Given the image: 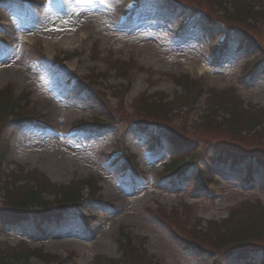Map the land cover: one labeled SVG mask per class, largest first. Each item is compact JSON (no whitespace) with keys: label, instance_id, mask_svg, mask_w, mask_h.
<instances>
[{"label":"rangeland","instance_id":"rangeland-1","mask_svg":"<svg viewBox=\"0 0 264 264\" xmlns=\"http://www.w3.org/2000/svg\"><path fill=\"white\" fill-rule=\"evenodd\" d=\"M32 1L44 11L55 6L53 0ZM149 5H142L140 9L137 5L129 15L122 17L120 11L132 6L130 0H78L66 25L53 26V31L62 28L70 31L76 27L77 33L70 39H56L51 44L52 39L27 30L31 27L30 14L23 4L15 0L0 1V18L9 21L18 12V21L14 25L20 32L16 43L0 45V88L11 84L15 94L29 92L33 107L53 124L42 127L23 123L16 128L10 127L7 130L11 147L9 168L20 164L27 171L38 169L57 185L95 176L102 189L103 202L112 203L110 205L116 211L110 213L104 203H84L76 214L96 215L103 217L104 222L85 228L76 214L65 213L59 227L46 228V239L35 235L29 223L19 228L0 229V249L23 244L30 250H43L59 257L73 252L77 264H91L98 256L118 258L117 241L121 239L118 235L121 232L134 239L133 245L138 247V243H143L147 253L161 264H211L212 259L204 255L184 251L183 244L174 240L154 211L160 206L166 211L171 208L182 210L185 204L193 215L204 221L226 217L232 206L243 201L264 204V171L256 164L251 167L253 182L249 185L243 182L245 166L215 167L214 185L218 186L221 196L213 199L208 190L195 192V165L180 177L160 178L169 159L177 156L166 145L163 150L149 147L153 135L160 140L166 137L164 129L150 128L141 135L136 128L126 125L72 127L81 121L89 123L100 113L94 91L85 90L83 78L77 77H85L91 70L108 71L109 78L100 81V86L119 84L110 66L114 64L112 59L119 63L133 59L142 67L134 79L135 88L126 97L127 112L132 101L146 90V94L161 92L170 100L178 89L165 75L178 77L186 74L188 69L195 73L193 78L200 76L206 87L218 90L231 87L244 104L264 109V63L254 68L250 77L240 75L245 64L259 55L256 40H243L237 33L231 37L228 51L219 57L212 52V47L222 40L221 26L211 25L205 18L196 16L181 30L177 28L175 16L168 14L158 0H150ZM185 19L186 15L180 20ZM86 32L92 34L99 52V59L89 63L83 61V55L75 56L62 49L70 47L72 41L85 43ZM256 37L264 46V27L256 31ZM68 55L71 58L64 63L54 61V57ZM203 69L210 73L204 74ZM150 70L154 73L149 74ZM222 134L228 137L227 133L221 132L211 138L218 141L224 137ZM119 138L137 156L143 173L141 179L135 180L129 173L121 174L119 164L114 163L118 155L113 154V149ZM240 146L249 150L248 145ZM259 152L264 154V149ZM129 186L136 187L134 194L129 193ZM144 206L151 208L147 210ZM27 264L42 262L31 257ZM223 264L242 263L231 259Z\"/></svg>","mask_w":264,"mask_h":264},{"label":"trees","instance_id":"trees-1","mask_svg":"<svg viewBox=\"0 0 264 264\" xmlns=\"http://www.w3.org/2000/svg\"><path fill=\"white\" fill-rule=\"evenodd\" d=\"M250 8L251 7L246 3L238 4V9L241 11L249 10ZM6 104H7L6 100L4 99L0 100V110H3ZM161 109L164 114H167L169 112L168 107L163 106L161 107ZM228 112L230 114V119L224 122V125L232 128H239V126L242 124L240 122L242 115H240L239 112H235L233 107ZM246 114L250 115L249 113ZM238 115L241 117H238ZM251 117L252 119H255L254 115H251ZM244 124L248 125L250 124V122L247 120L245 121ZM3 143H4L3 141H0V149L4 146ZM173 144L175 145L176 143L173 141ZM63 194L64 196L62 197V199L58 201L59 202L58 204L61 206L73 205L78 200L79 194L76 191L66 190L65 193ZM35 201L38 203L37 196L35 194L29 192H23L22 198L14 204L15 205L14 207L20 210L28 211V207H33L32 203H34ZM41 206L43 208H46L48 207V204H42ZM0 218H2V216H0ZM3 218L16 220L17 217L4 215ZM240 227H241L240 225H236L228 233L222 234L223 235V239L221 240L222 244L230 243V245L248 246L253 241L252 239H257L263 233V226L252 225V228L250 226H245L243 228ZM127 248L128 251L132 254L131 252L132 250H130L129 245L127 246Z\"/></svg>","mask_w":264,"mask_h":264},{"label":"bare ground","instance_id":"bare-ground-1","mask_svg":"<svg viewBox=\"0 0 264 264\" xmlns=\"http://www.w3.org/2000/svg\"><path fill=\"white\" fill-rule=\"evenodd\" d=\"M65 11H66L65 9L58 10L53 7L51 10L48 9L43 11V15L41 16L39 22L40 24L38 25L39 26L38 30L44 32L45 34L53 35V36L59 34V32L52 34L54 29L52 26L55 25L57 27H62L65 25V20H63V16H62V13H64Z\"/></svg>","mask_w":264,"mask_h":264}]
</instances>
